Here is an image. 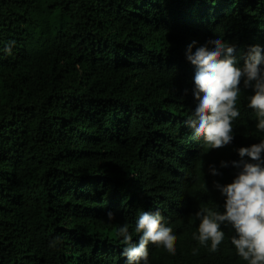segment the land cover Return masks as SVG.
<instances>
[{
	"label": "trees",
	"instance_id": "1",
	"mask_svg": "<svg viewBox=\"0 0 264 264\" xmlns=\"http://www.w3.org/2000/svg\"><path fill=\"white\" fill-rule=\"evenodd\" d=\"M217 37L241 66L264 55V0H0V264H127L116 230L138 240L157 210L176 254L149 244L148 264H247L230 225L214 253L193 239L232 162L255 163L238 149L264 139L243 83L230 144L207 150L186 126L187 46Z\"/></svg>",
	"mask_w": 264,
	"mask_h": 264
},
{
	"label": "clouds",
	"instance_id": "2",
	"mask_svg": "<svg viewBox=\"0 0 264 264\" xmlns=\"http://www.w3.org/2000/svg\"><path fill=\"white\" fill-rule=\"evenodd\" d=\"M196 44L197 41L193 40L185 52L186 59L195 67L193 96L198 103L185 121L186 126L193 130L194 138L202 140L207 150L223 148L232 142L233 124L241 114L237 106L242 93L241 83L245 89H252L247 96V106L256 114V129L264 132V55L261 47L250 46L241 66L235 46L220 37L208 40L193 51ZM5 52L10 53L11 47H6ZM262 152L264 139L249 147L239 148L241 157L247 155L255 163L233 161L239 170L231 182L215 184L224 197L223 211L201 207L195 212L199 224L193 239L214 253L225 239L221 226L230 225L235 233L231 237V244L247 264H264ZM225 166L226 162L221 161V167ZM210 172L221 175L214 166L210 167ZM106 216L110 221L114 219L112 211H108ZM163 221L164 217L158 210L142 212L134 228L138 234L135 241L127 224L116 230L115 237L120 238L124 245L121 256L126 258L127 264H148L149 244L163 247L171 255L176 254L177 237ZM193 254H197L196 249Z\"/></svg>",
	"mask_w": 264,
	"mask_h": 264
}]
</instances>
